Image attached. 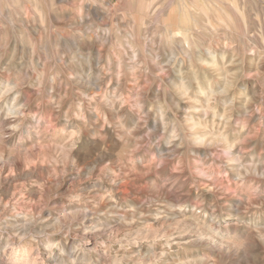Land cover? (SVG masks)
I'll use <instances>...</instances> for the list:
<instances>
[{"label":"rangeland","instance_id":"rangeland-1","mask_svg":"<svg viewBox=\"0 0 264 264\" xmlns=\"http://www.w3.org/2000/svg\"><path fill=\"white\" fill-rule=\"evenodd\" d=\"M0 264H264V0H0Z\"/></svg>","mask_w":264,"mask_h":264},{"label":"bare ground","instance_id":"bare-ground-1","mask_svg":"<svg viewBox=\"0 0 264 264\" xmlns=\"http://www.w3.org/2000/svg\"><path fill=\"white\" fill-rule=\"evenodd\" d=\"M90 2V1H89ZM182 2V1H181ZM190 9V8H189ZM171 12V11H170ZM188 12H189V10H188ZM194 12V11H193ZM186 17V16H185ZM189 17V16H188ZM187 17V18H188ZM187 24V23H186ZM244 25V24H243ZM192 27V26H191ZM202 63H204V62H202ZM207 65V64H206ZM195 125H197V124H195ZM221 135H222V133H221ZM223 136V135H222Z\"/></svg>","mask_w":264,"mask_h":264}]
</instances>
